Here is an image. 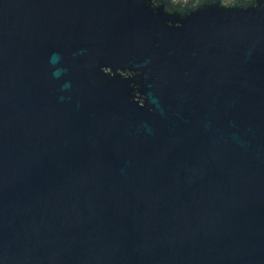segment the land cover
<instances>
[{"label":"water","instance_id":"1","mask_svg":"<svg viewBox=\"0 0 264 264\" xmlns=\"http://www.w3.org/2000/svg\"><path fill=\"white\" fill-rule=\"evenodd\" d=\"M0 264H264V0H0Z\"/></svg>","mask_w":264,"mask_h":264}]
</instances>
